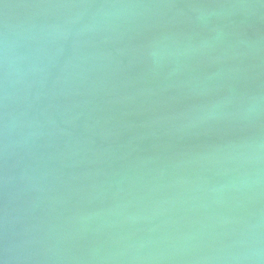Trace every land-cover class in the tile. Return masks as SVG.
I'll list each match as a JSON object with an SVG mask.
<instances>
[{"label": "water", "instance_id": "obj_1", "mask_svg": "<svg viewBox=\"0 0 264 264\" xmlns=\"http://www.w3.org/2000/svg\"><path fill=\"white\" fill-rule=\"evenodd\" d=\"M0 264H264V0H0Z\"/></svg>", "mask_w": 264, "mask_h": 264}]
</instances>
